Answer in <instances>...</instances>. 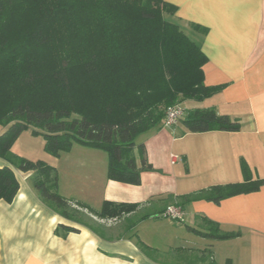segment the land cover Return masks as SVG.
Instances as JSON below:
<instances>
[{
  "label": "trees",
  "instance_id": "1",
  "mask_svg": "<svg viewBox=\"0 0 264 264\" xmlns=\"http://www.w3.org/2000/svg\"><path fill=\"white\" fill-rule=\"evenodd\" d=\"M176 12L165 0H0V126L6 128L0 136V158L32 173L39 198L63 218L89 227L60 194L56 168L13 154L23 132L32 128L34 136H43L45 151L54 157L75 145L101 150L108 157L109 180L139 186L143 172L156 170L138 138L160 130L168 108L202 102L226 88L205 85L208 59L169 20ZM193 29L201 30L198 25ZM180 122L191 133L241 129L239 122L214 108L185 109ZM12 167L0 168V200L7 203L20 189ZM263 186V180L250 179L213 186L177 197L176 206L184 211L197 201L220 204ZM77 205L100 219L118 218L139 207L104 202L95 211ZM207 222L205 229L189 230L213 241L241 236ZM59 231L77 232L66 226ZM139 245L150 254L149 247Z\"/></svg>",
  "mask_w": 264,
  "mask_h": 264
},
{
  "label": "crops",
  "instance_id": "2",
  "mask_svg": "<svg viewBox=\"0 0 264 264\" xmlns=\"http://www.w3.org/2000/svg\"><path fill=\"white\" fill-rule=\"evenodd\" d=\"M165 2L177 8L170 20L183 27L208 59L203 67L205 85L226 86L202 102H184L186 110L214 108L239 122L240 131L191 133L180 122L145 134L142 144L156 171L143 172L141 185L135 186L107 178L108 157L103 151L75 145L71 152L54 157L45 151L43 136H34L30 128L15 142L13 154L56 168L59 192L73 205L82 203L95 211L104 202L139 207L126 217L129 231L124 236L86 227L49 208L31 183L32 173L14 169L0 158V168L12 167L20 184L12 203L0 200V264H171L143 251L139 242L157 253L160 249L176 253L183 250L175 249L176 241L194 237L210 246L214 242V255L206 244L197 248L203 263L204 256L211 260L220 256V264H264V186L220 204L193 202L184 208L181 223L161 217L168 206L177 205L179 196L248 179L264 181V0ZM193 25L201 30L195 31ZM5 132L0 126V136ZM134 154L140 166L139 150ZM207 221L241 236L213 241L189 230L205 229ZM149 222L157 227L155 234L147 236ZM60 226L77 232L64 233ZM170 228L178 237L169 236V241ZM156 236L168 246L155 247Z\"/></svg>",
  "mask_w": 264,
  "mask_h": 264
},
{
  "label": "rangeland",
  "instance_id": "3",
  "mask_svg": "<svg viewBox=\"0 0 264 264\" xmlns=\"http://www.w3.org/2000/svg\"><path fill=\"white\" fill-rule=\"evenodd\" d=\"M169 20H170V18H169ZM182 29H183V27H182ZM182 106L185 109L188 107V105L187 104L185 105V103H183ZM146 136L147 135L139 137L137 140V144L138 145L142 144L143 140L145 139ZM76 149H78V148H76ZM76 151H78V150H76ZM74 153H77V152H74ZM103 156L106 157L105 153H103ZM73 208L77 212H79L78 216L80 217V219L85 224L90 225V226H94L95 228H97L101 232L107 231L108 234L113 235V236H124L125 234L128 233L129 225H128V221H127L126 217L128 215L133 214V212H135L138 209L137 208L136 210H133L131 212H126L118 218H108V219H104V222L103 221L101 222V220H103V219L97 218L92 213H90L88 210H86V209H84L78 205H73ZM136 218H137V216H136ZM146 226H147L146 227L147 231H145V233L148 234L147 236H150V235H153V233L154 234L156 233V227L157 226H156L155 222H149L148 224H146ZM181 233H183V232H181ZM175 235H177L176 232H174V230L172 228H170L168 236H167L169 241H170L169 236L172 239L175 237ZM177 237H178V235H177ZM155 241H156L155 245L153 244L155 247L157 245V246H163V248H166V246H168V244H169L166 241L163 242V240L160 239L158 236L155 237ZM186 241L185 242L176 241L175 249L176 250L178 248H179V250L183 249L182 251L178 250L179 252L175 253V252L170 251L171 249H169L167 251H166V249H163V251H162V249H160L161 253H159V252L157 253L155 250H151L150 253L156 258H160V260L162 262L171 263V264H176L177 260H179L180 264H191V263H193V264H212V263L220 264V258H221L220 256L219 257L213 256L212 260L210 259L209 256H204L206 258L205 263H203L201 261L203 259L202 254H201L202 252H199V250H197V248L204 246L206 244V242L204 243L203 241H201V239H198V237L197 238L194 237V240L192 238H189ZM206 247L211 248L212 253L215 252L214 242H213L212 246L207 245ZM194 248H196V250ZM213 255H214V253H213Z\"/></svg>",
  "mask_w": 264,
  "mask_h": 264
},
{
  "label": "built area",
  "instance_id": "4",
  "mask_svg": "<svg viewBox=\"0 0 264 264\" xmlns=\"http://www.w3.org/2000/svg\"><path fill=\"white\" fill-rule=\"evenodd\" d=\"M184 115L185 109L181 105L168 108L163 126L170 128L177 125ZM161 217L181 223L184 221L185 213L180 207L171 205L162 212Z\"/></svg>",
  "mask_w": 264,
  "mask_h": 264
}]
</instances>
